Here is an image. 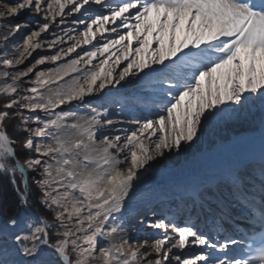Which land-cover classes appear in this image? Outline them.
I'll return each instance as SVG.
<instances>
[{"label": "snow or ice", "instance_id": "6c2138e0", "mask_svg": "<svg viewBox=\"0 0 264 264\" xmlns=\"http://www.w3.org/2000/svg\"><path fill=\"white\" fill-rule=\"evenodd\" d=\"M8 8L15 16L43 14L39 30L26 37L28 56L57 17V26L67 25L64 36L48 46L64 37L72 43L48 59L92 47L47 78L36 73L29 83L47 86L44 91L16 84L32 67L12 83V74L0 71V193L11 186L17 208L44 209L39 216L0 220V264H264V159L258 185L247 186L232 170L189 190L192 212L199 208L212 218L214 237L190 220L163 218L149 224L162 236L133 241L122 215L151 162L194 147L214 121L232 119L250 105L264 111V0H19ZM5 24L19 32L24 22ZM73 73L79 75L59 82ZM126 86L135 91L114 101L119 111L143 105L148 114L128 119L137 127L124 128L122 136L124 121L85 97ZM73 102L89 106L90 115L61 107ZM36 110L44 116L30 114ZM9 126L20 135H11ZM233 208L245 210L242 224L231 216ZM230 220L231 231L224 228ZM149 244L156 253L151 259L140 251Z\"/></svg>", "mask_w": 264, "mask_h": 264}, {"label": "bare ground", "instance_id": "6f19581e", "mask_svg": "<svg viewBox=\"0 0 264 264\" xmlns=\"http://www.w3.org/2000/svg\"><path fill=\"white\" fill-rule=\"evenodd\" d=\"M18 2L19 0H1L0 13H2L3 8H7L9 4H16ZM27 13L31 12L24 11L21 12L20 15L24 16ZM0 19H3L1 15ZM59 19L60 18L57 17V21ZM12 21L13 18L6 20L5 22L12 23ZM40 21L44 22L42 17L40 18ZM58 23L50 25L49 32L41 33L39 39L41 42V47L44 46L45 43L48 44V42H50L49 40L52 41L57 39L58 36H64V33L59 32V29L65 25L57 26ZM7 30L8 28H1L0 37L5 34ZM53 33H56V35H53ZM105 35H107V33H105ZM97 38L99 39V34H97ZM13 40H17V38H13ZM71 43V40H68L67 37H64V42L57 43L54 47L47 48V50L41 49V52L47 51V54H50V56L55 55L56 53L60 52L61 48L66 50L71 45ZM93 43H95V41H93ZM91 47V45H82L80 48H77L75 52L67 55L61 54L60 60H51L52 64L53 66H58L69 60L76 59L77 52L81 53L82 55L84 48ZM18 52L19 50L10 55L4 53L3 50H1L4 60H14L16 57L20 56V52ZM32 54H34V51H32ZM25 55H27V53ZM27 57L30 56L27 55ZM82 65L83 64H81V66ZM20 66H16V70L10 71L9 73L16 75L19 73ZM73 75H79V73H73L71 76H65L63 80H59V77H56V79L59 80L60 83H64L65 81L70 80ZM20 77L24 76L21 75ZM16 84H18V82H16ZM50 85L57 86L52 82ZM124 89L129 92V90L134 88L132 86H126ZM105 92H108L107 88L105 89ZM102 95H104V93L85 97V100L94 103V100H96L98 97H102ZM110 111L113 113L112 118L114 120L124 121L122 125H118V127L121 129L119 134L122 136L124 135V128L132 130L137 127V125L128 124V119L134 117L139 118L143 116L142 114L137 113L135 110L134 111L136 113L129 110L125 112H120L119 110ZM78 115H90V110L82 105V108L78 110ZM262 119H264V111H262L261 106L259 104L250 105L246 107L241 113H239L234 121L217 120L218 125H220V129H214V126L210 124L211 128L209 129L211 132H205L198 142H194V147L182 150L179 153H165L164 158L151 162V165L148 167V171L144 172L141 181L137 183L135 189L133 190L131 198L127 202L128 207L122 213L123 217L126 215H132L133 212H138L137 215L133 213L135 214L134 217L140 216L139 214H141V210L143 211L145 209L147 211L150 210L151 212L155 211V215L150 217L151 222H154L156 217L159 216L157 214H163V211H165L164 209L166 207L163 204L161 206L157 205L158 202L167 200L168 197L174 196L176 194L188 195L189 190L197 184L207 183L209 181L214 183L217 177H219V171L221 167L226 166L232 168V170L240 171L244 165L251 163V158L256 152H264V148L252 150L240 147L238 145L245 140L264 134V123H262ZM108 131H112V129H108ZM153 139H155V137H153ZM230 147L232 149L227 152V157L222 159L219 164L213 165L211 163L215 154ZM134 224L135 221L130 223L129 227H132L131 225ZM131 229L132 228L126 227L127 232H131ZM162 235V231H157V229L152 228L150 233L141 234L140 236H143L145 239H149L150 237H152V239H156ZM132 236L137 237L134 234ZM147 246L148 245L141 249H146ZM174 251L179 252L178 249H175ZM187 251L188 250H185V255L187 254ZM150 255L155 256L156 253L152 251L150 252Z\"/></svg>", "mask_w": 264, "mask_h": 264}, {"label": "rangeland", "instance_id": "374dc122", "mask_svg": "<svg viewBox=\"0 0 264 264\" xmlns=\"http://www.w3.org/2000/svg\"><path fill=\"white\" fill-rule=\"evenodd\" d=\"M9 5H14V4H9ZM5 12H7L8 15H6V16L5 15H1V17H3V19H0V24H3L4 26L0 27V29L1 28H8L6 26V24H4V23H5L6 20H10L11 18H13V21L10 24H16L18 22H24V24H27V26H24V24H22L19 32H16L12 28H8L7 32L0 37V71L7 70L8 72H10V71L16 70L15 69L16 66H20L21 65L19 67V72H22V71H27V68L32 67L33 71L31 73H29L27 77H25V76L24 77H20L19 76L16 79L15 82H18L17 85H19L21 88L37 87L41 91H44L47 86H43L42 87L40 84H30L29 81L35 80L36 79V75L35 74L38 73V72H44L45 73V78H47V76L49 75L50 71L55 69V68H57L59 66V65L58 66H53L52 61L47 58V57L50 56V54H47L48 53L47 51H42L41 52V49L47 50V48H49L48 44L45 43L46 45L44 44V46H42V47H40L38 49H35L34 50V54H32L30 57H27V55H25L26 53H24V49L26 47V44H25L26 37H27L28 34H30V32L32 30H39V25L44 23V22L40 21V18L42 17L43 14L38 16L35 13L31 12V13L25 14L24 16H21V15L15 16V15L11 14V10L8 7L5 8V9L3 8V12L2 13H5ZM73 18L74 17H68V20H71ZM58 22H59V20L57 21V23ZM65 26H67V25H65ZM73 27H75V25H73ZM49 30H50V28H49ZM47 32H49V31H47ZM59 32H62L61 28L59 29ZM5 35L7 36V40L4 39ZM13 38H17V40H13ZM39 39H40V37L36 38V40H39ZM49 41H51V40H49ZM1 50H3L4 53L10 54V55L19 50V52H20L19 55L20 56L16 57L14 60H12L13 63H12L11 66H7L4 63L5 60L2 57ZM22 53L24 55H23V58H22V62L19 65V64L15 63V61H16V59L21 58V54ZM24 56H25V58H24ZM42 58L44 59V62L43 63H39L38 61H40ZM93 63L94 64L98 63V61H93ZM80 67L83 68V65L82 66L80 65ZM121 67H123V65H121ZM12 76H15V74L12 75ZM12 76H10L8 78V80H7L8 83H12L13 82ZM73 76H78V75H73ZM50 83H51V81H49V85L48 86L53 87V88L56 87V86H51ZM3 84H4V79L0 78V87H2ZM109 88H111V85H109ZM134 91H135V89H132V90H129V92H128V91H126L124 89V87H121L119 89V91H117L116 89H112V92L108 96L102 95V97H98L96 100H94V103H91V106H96V107L107 106L110 110H113V111L119 110V105L115 104L114 101H116L118 99H123V97L126 96V95L130 96V95H132L134 93ZM82 105H84V104H79L78 102H73V104H71V105H67L66 104V105H63L61 107L63 109H65V110L72 109L73 111H76L78 113V110H80L82 108ZM84 106L87 109L90 110L89 106H86V105H84ZM128 110L132 111V112L135 110L137 113L142 114L143 116L145 114L146 115L148 114L144 110L143 105H140V106H129ZM55 111L56 112H60L61 108H57ZM135 111H134V113H136ZM24 114L25 115H29V113L27 111H25ZM30 114L32 116H37V115H39L41 117L44 116V113L39 111V110L38 111L37 110L33 111ZM235 119H236V116L233 117L232 119H227V120H233L234 121ZM227 120H225V121H227ZM211 125L214 126V129H218V128L220 129V125H218L217 121L212 122ZM211 125H209V127L206 128L205 132H207V133L211 132L210 129H209V128H211L210 127ZM8 130H9V133L11 135H13V136L20 135L19 133L13 132L11 126H9ZM34 139H38V138L34 137ZM30 183H31V181H30ZM33 192H35V194H36V189H35L34 186L30 189V194L33 193ZM37 205H39V204H37ZM37 205L35 206L34 209H29V210H31L37 216H39L38 213H37L39 211V208L41 210V213L44 212V209H42L40 207V205H39V207H37ZM143 211H147V210L144 209ZM141 212H142V210H141ZM27 213H28L27 210L19 208V210L15 213V215L16 216H23V215H26ZM39 213H40V211H39ZM134 213L136 214L137 212H134ZM126 216H129V215H126ZM126 216L123 217L124 223H125V228L126 227L132 228L131 232H127V234H129V236L132 238L133 241L139 240V241L142 242L144 240H148V241L154 240V239H152V237H150L149 239H145L143 236H140L141 234L150 233V231L152 229V227L149 226V223H151V221L147 220V218H149V217H144V219H138V218H140V216H137V221L135 220V224L131 225L132 227H129L130 223H132V221L134 219H132L130 217H126ZM130 216H132V215H130ZM6 219H8V218H3L1 216V214H0V220H6ZM157 231H160V230H157ZM133 234L135 236H137V237H133L132 236ZM140 251L141 252L147 251L148 253H150V252H152V248H151V246L149 244L146 249H140ZM152 257H154V256L150 255L148 258L151 259ZM173 264H176V262L173 261Z\"/></svg>", "mask_w": 264, "mask_h": 264}, {"label": "trees", "instance_id": "16d2710c", "mask_svg": "<svg viewBox=\"0 0 264 264\" xmlns=\"http://www.w3.org/2000/svg\"><path fill=\"white\" fill-rule=\"evenodd\" d=\"M35 192L30 194V199L35 198ZM0 214L3 218H9V216L15 215V213L19 210V208L16 207V195L13 192L11 186H8L7 191L0 193ZM39 207V205H37ZM33 209V208H30ZM40 211V213H39ZM39 211L37 212L38 215L41 214V210L39 208Z\"/></svg>", "mask_w": 264, "mask_h": 264}, {"label": "water", "instance_id": "95a60500", "mask_svg": "<svg viewBox=\"0 0 264 264\" xmlns=\"http://www.w3.org/2000/svg\"><path fill=\"white\" fill-rule=\"evenodd\" d=\"M27 212H31L29 209H27ZM32 213V212H31ZM34 214V213H33ZM35 215V214H34Z\"/></svg>", "mask_w": 264, "mask_h": 264}]
</instances>
